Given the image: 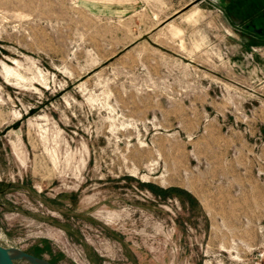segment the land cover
Returning a JSON list of instances; mask_svg holds the SVG:
<instances>
[{
	"label": "rangeland",
	"instance_id": "obj_1",
	"mask_svg": "<svg viewBox=\"0 0 264 264\" xmlns=\"http://www.w3.org/2000/svg\"><path fill=\"white\" fill-rule=\"evenodd\" d=\"M240 4L0 0L1 246L264 264V92L239 85Z\"/></svg>",
	"mask_w": 264,
	"mask_h": 264
},
{
	"label": "crops",
	"instance_id": "obj_2",
	"mask_svg": "<svg viewBox=\"0 0 264 264\" xmlns=\"http://www.w3.org/2000/svg\"><path fill=\"white\" fill-rule=\"evenodd\" d=\"M241 0L238 23V54L232 59L239 67L240 86L263 95L264 92V0ZM253 16V17H251ZM251 17V18H250ZM255 121L261 124L264 130V103L257 102L255 106ZM260 132V131H258ZM237 172L236 170H231ZM226 183H239L236 179L229 178ZM226 195L232 197L229 186Z\"/></svg>",
	"mask_w": 264,
	"mask_h": 264
},
{
	"label": "water",
	"instance_id": "obj_3",
	"mask_svg": "<svg viewBox=\"0 0 264 264\" xmlns=\"http://www.w3.org/2000/svg\"><path fill=\"white\" fill-rule=\"evenodd\" d=\"M17 258H23L28 260L32 264H50L49 262L34 257L17 248H5L0 245V264H15L14 260Z\"/></svg>",
	"mask_w": 264,
	"mask_h": 264
}]
</instances>
